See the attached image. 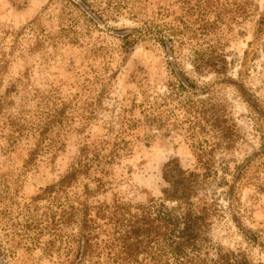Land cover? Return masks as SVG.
Listing matches in <instances>:
<instances>
[{
  "label": "rangeland",
  "instance_id": "obj_1",
  "mask_svg": "<svg viewBox=\"0 0 264 264\" xmlns=\"http://www.w3.org/2000/svg\"><path fill=\"white\" fill-rule=\"evenodd\" d=\"M238 1L217 0L207 15L214 26L182 43L174 39L170 51L159 37L178 23L175 18L189 24L196 18L189 9L194 0H89V15L71 0H0V192L5 183L16 203L28 202L66 173L84 140H112L120 121L132 118L137 123L126 134L131 151L109 166L106 189L90 201L138 204L160 197L165 163L176 160L193 169L195 151L184 129L171 126L183 111H166L168 126L159 128L142 120L138 104L169 93L174 71L180 70L195 84L193 98L221 105L238 133L231 148L215 152L217 173L200 192L214 207L210 242L264 264V117L258 111L264 108V0L236 6ZM122 35L136 41L124 46ZM194 49L222 54L226 73L197 72ZM255 97L258 110L246 101ZM41 99L50 101L49 108H63L65 118L54 127L59 135L54 140L62 145L53 157L40 156L28 167L32 137L12 145L5 123L20 112L30 114L26 111ZM168 102L167 109L177 101ZM240 165L244 170L233 181ZM222 178L233 187L222 185ZM16 206L10 205L12 214ZM3 233L0 229V264H67L66 244L48 253L46 237L27 245L9 243Z\"/></svg>",
  "mask_w": 264,
  "mask_h": 264
},
{
  "label": "trees",
  "instance_id": "obj_2",
  "mask_svg": "<svg viewBox=\"0 0 264 264\" xmlns=\"http://www.w3.org/2000/svg\"><path fill=\"white\" fill-rule=\"evenodd\" d=\"M240 1L236 6H240ZM71 2L83 14L92 12L89 0ZM194 2L189 9L196 11V18L190 24L175 18L178 23L167 25L166 34L159 37L170 51L174 39L182 43L184 38L194 39L214 26L207 15L217 0ZM70 30L71 27H67V31ZM121 37L124 46L136 41L128 35ZM191 62L199 73H226L224 56L214 54L211 49L208 52L194 49ZM174 73L175 81L170 82L169 93L152 100L145 98L138 106L141 107L142 120L159 128L168 126L166 121L169 118L164 116L166 111L171 115H174L173 109L183 111V117L171 126L183 128L191 140L197 162L195 168H182L176 160L167 161L162 171L165 183L162 195L151 197L144 203L131 204L118 199L111 203L90 201L94 193L106 189L109 166L131 151L126 134L137 120L123 118L112 140L105 137L84 140L66 173L40 188L28 202L16 203L15 191L5 183L2 185L0 229L5 241L36 245L46 237L43 244L48 253L59 251L66 244L67 264H255L242 253L223 250L210 242L207 234L214 207L200 194L208 178L217 173L215 152L234 145L238 137L236 126L218 103L193 98L195 84L182 71ZM185 92L187 94H183ZM177 95L182 98H176ZM169 99L177 102L167 109ZM246 101L258 110L257 98ZM2 103L1 98L0 110ZM49 103V100L43 102L41 99L35 110L26 111L30 114L20 112L10 116L5 123L7 139L12 145L21 137H32L33 144L27 150L25 160L28 167L36 165L40 156L53 157L57 147L62 145L54 140L59 136L54 127L65 118L63 108H49ZM258 111L264 117V108ZM209 135L212 140L207 138ZM243 170V165L236 167L233 181ZM80 179L86 180L81 188L76 186ZM221 183L233 187L225 178ZM11 204L17 205L15 214L11 212Z\"/></svg>",
  "mask_w": 264,
  "mask_h": 264
}]
</instances>
